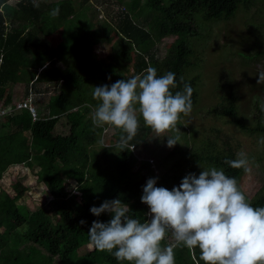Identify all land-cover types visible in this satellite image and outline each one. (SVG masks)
<instances>
[{"label": "trees", "instance_id": "obj_1", "mask_svg": "<svg viewBox=\"0 0 264 264\" xmlns=\"http://www.w3.org/2000/svg\"><path fill=\"white\" fill-rule=\"evenodd\" d=\"M88 1L82 0L80 7ZM36 2L40 5L38 8L33 6V0H17L14 5L0 0V91L23 81L24 98L18 103L29 104L35 112L33 116L27 107L16 108L18 103L11 104L12 100L7 97L4 106H9L3 107L4 114L0 115V182L10 166L21 164L36 168L38 181L44 184L51 200L29 211L16 204L25 187L16 184L12 197L0 183V264H128L94 246L85 254L78 253L83 245L81 236L88 234L92 222L106 223L112 218L110 213L93 215L91 207H99L105 200L119 199L130 208V217L144 222L150 219L148 206L141 202L148 179L156 178L157 187L171 190L185 177V165L194 172H198L202 163L222 168L236 180L241 169L225 163L226 159H236L230 145H213L189 153L182 158L184 164L177 161L157 176L148 160L139 158L130 149L143 145L153 131L144 125L142 118L138 133L127 149L121 151L116 147L123 133L114 127V143L105 147L99 143L103 127L92 123V113L98 104L93 99L94 87L111 86L118 80L143 75L152 66L158 76L169 71L175 74L177 88L172 90L173 94L183 90L181 77L192 86L194 109L199 99L198 76H189L188 72L198 62L191 59L195 52L186 41L187 35L198 31L193 18L198 23L226 21L235 16L241 4L247 8L253 0H129L115 13L111 23H103L101 33L90 24L87 8L104 3L110 8L111 0H92V6H84L85 12L81 15H77L75 8L80 0ZM57 6L60 14L52 18L49 13ZM110 33L116 35V40L108 55L109 61L91 60V50L98 43L99 34L109 40ZM168 37L177 40L160 57L157 43ZM45 38L57 41L55 47ZM71 47L74 52L68 53ZM256 56L264 59V50ZM23 69L27 74L18 75ZM126 71L131 72L127 75ZM58 81H61L58 93L48 97L50 87L42 85ZM210 113L226 118L242 132L264 137V125L257 122L248 126L239 116L231 85ZM61 116L65 118L66 133L56 134ZM34 135L51 137V144L31 143ZM69 179L75 182L79 196L63 190V184ZM259 196L251 202L253 207H264V195ZM53 216H57L56 220ZM81 220L86 223L81 224ZM162 243L167 245L166 240ZM174 253L175 264H204L198 248L176 246Z\"/></svg>", "mask_w": 264, "mask_h": 264}, {"label": "clouds", "instance_id": "obj_2", "mask_svg": "<svg viewBox=\"0 0 264 264\" xmlns=\"http://www.w3.org/2000/svg\"><path fill=\"white\" fill-rule=\"evenodd\" d=\"M33 6L39 3L33 0ZM60 14L53 8L52 18ZM264 81V72L258 74ZM176 91V76L169 71L158 76L149 66L145 74L94 87L98 101L92 113L96 127L112 126L123 133L116 147L127 149L140 128V119L159 137L169 131L179 132L181 117L190 116L194 89L189 83ZM167 146L179 143V136H166ZM264 144V138L258 141ZM109 147V146H105ZM225 163L235 169L250 171L246 154L238 153ZM156 178L147 180L141 202L149 208L150 219L141 222L128 215V205L119 199L105 200L90 212L99 217L110 213L108 222L95 220L88 230L93 246L128 264H175L174 248H198L204 264H264V207H253L236 178L211 167L197 176L186 175L171 190L157 187ZM81 224L86 221L81 220ZM171 234L175 245L162 242Z\"/></svg>", "mask_w": 264, "mask_h": 264}, {"label": "rangeland", "instance_id": "obj_3", "mask_svg": "<svg viewBox=\"0 0 264 264\" xmlns=\"http://www.w3.org/2000/svg\"><path fill=\"white\" fill-rule=\"evenodd\" d=\"M81 1L75 4L77 15L85 12L84 6H92L90 3L92 0H89L80 7ZM128 1L111 0L110 8L106 6L107 3L96 8H87L90 24L98 30L97 32L101 33L104 27L103 23H111L115 13L122 10ZM16 2L17 0H8L10 5H14ZM243 5H240L234 17L226 21H206L200 17L198 19L203 21L198 23L195 21V17L193 18L198 31L194 35H187L186 41L195 52L191 59L198 62V65L190 68L191 70L189 69L188 72L189 76H198V103L192 109L190 116L181 117L178 124L179 132L173 130L158 137L157 133L152 131L144 144L134 149V153L138 154L139 158H146L149 163L151 161L154 173L159 176L167 172L169 167L177 161L184 164L182 158L187 157L189 153L213 145L223 147L228 144L235 152L236 158L238 153H244L247 156L250 171L245 172L241 169L237 182L249 201L253 202L260 197L259 194L264 195V144L258 142L264 137L256 133L242 132L238 127L229 124L226 118L210 113L219 105L231 85L236 95L239 116L244 118L248 126H254L257 122L264 125V81L257 83L258 74L264 72V59L256 56L257 52L264 50V0H253L252 5L247 8H242ZM104 9H107L108 13H105ZM77 15L74 14L75 17ZM115 40L116 35L113 33H110L109 40L102 39L99 34V41L93 46L90 59L108 62V55L112 52ZM176 40V37L160 40L157 43L158 55L164 57L168 46ZM45 41L52 47H55L57 43L54 39L49 38H45ZM67 52H74V47L68 49ZM129 69L131 68L129 67ZM187 71L188 69L186 70L188 76ZM26 72L27 70L23 69L18 75L27 74ZM130 72L124 73L128 75ZM60 82L42 85L43 88L50 87L48 97L58 93ZM24 87L23 81L20 80L13 83L8 90L0 91V115L3 114L2 108L5 107L7 97L12 100L11 104L18 103L24 98ZM29 110L31 112L30 108ZM31 114L34 115V113ZM64 123V116L59 117L56 134L66 133ZM113 132L112 126H104L99 143L104 146H112L114 143ZM177 135L179 143L169 148L166 136ZM51 141V137L34 135L30 138L31 143L42 146L50 145ZM162 158L165 160L162 161ZM184 167V176L189 173H195L198 176L203 169L211 168L203 163L199 165L198 172L192 171L187 165ZM0 183L1 187L12 197L15 196L14 187L16 184L20 183L26 188L23 196L16 199V204L23 209L35 211L51 200V195L44 184L38 181L36 168L29 169L21 164L10 166L4 172ZM63 190L79 196L77 186L72 179L63 184ZM52 218L56 220L57 216ZM81 240L83 245L78 252L80 255L90 251L93 247L89 234L82 235ZM165 240L167 245L175 243L171 234Z\"/></svg>", "mask_w": 264, "mask_h": 264}, {"label": "built area", "instance_id": "obj_4", "mask_svg": "<svg viewBox=\"0 0 264 264\" xmlns=\"http://www.w3.org/2000/svg\"><path fill=\"white\" fill-rule=\"evenodd\" d=\"M21 107H27V108H30V109H31V113H34L33 116H35L34 109H33V107L30 106L29 104H27V103H22V104H18V105H17V108H21ZM2 113L4 114V111H3ZM3 114H2V115H3ZM130 149L134 150L133 147H130ZM150 163H151V161H150Z\"/></svg>", "mask_w": 264, "mask_h": 264}, {"label": "bare ground", "instance_id": "obj_5", "mask_svg": "<svg viewBox=\"0 0 264 264\" xmlns=\"http://www.w3.org/2000/svg\"><path fill=\"white\" fill-rule=\"evenodd\" d=\"M17 105H18V104H17ZM17 105H16V106H17Z\"/></svg>", "mask_w": 264, "mask_h": 264}]
</instances>
